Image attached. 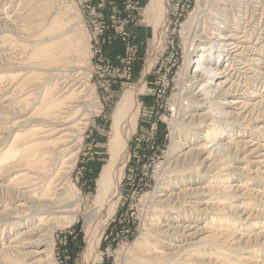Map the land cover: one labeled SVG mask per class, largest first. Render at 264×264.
Wrapping results in <instances>:
<instances>
[{
	"label": "bare ground",
	"instance_id": "bare-ground-1",
	"mask_svg": "<svg viewBox=\"0 0 264 264\" xmlns=\"http://www.w3.org/2000/svg\"><path fill=\"white\" fill-rule=\"evenodd\" d=\"M53 3L0 0V264H48L56 221L64 215L84 219L81 264H95L137 127L145 79L123 94L112 114L95 206L82 210L83 196L70 192L94 100L78 65L72 19L62 1ZM146 12L153 39L144 72L163 44L169 0H149ZM211 14L225 21V14ZM196 26L184 69L186 92L196 88L177 108L191 111L179 123L144 231L122 264H264V188L258 186L264 183V86L238 90L227 70L240 54L257 55L264 40L249 49L210 20ZM246 63L241 69L249 74ZM259 68L264 79V61ZM225 122L243 129L234 135L253 138L222 137Z\"/></svg>",
	"mask_w": 264,
	"mask_h": 264
},
{
	"label": "rangeland",
	"instance_id": "rangeland-1",
	"mask_svg": "<svg viewBox=\"0 0 264 264\" xmlns=\"http://www.w3.org/2000/svg\"><path fill=\"white\" fill-rule=\"evenodd\" d=\"M58 1H62L66 16L72 19V38L79 42L81 49L78 65L87 73L94 100L95 113L90 116L84 133L70 192L75 195L72 198L83 196L82 210L95 206L96 178L108 156L112 114L123 94L136 89L140 80L145 79L137 127L129 141V159L120 182L119 202L104 226L99 247L101 254L95 262L122 264L134 251L132 244L144 231L154 191L162 182V169L168 163L173 141L182 129L181 118L191 111L180 108L177 113L180 99L196 88L195 85L186 92L184 69L188 35L197 28L196 24L210 20L252 49L258 37L264 40V0H169L166 35L146 72L153 39L152 22L146 12L149 0H54L53 5ZM213 10L225 14V21H220L222 15H212ZM207 16L214 19H206ZM260 46L257 55L243 59L240 54L228 66L227 70L231 71L229 81L236 89L254 92L264 86V79L259 74L264 61V42ZM246 62L251 64L249 74L241 69ZM227 125V122L222 125L226 128L222 137L232 133L230 136L244 140L253 138L247 133L244 134L246 137L234 135L243 129L237 124ZM174 153L177 155L178 150ZM246 175L249 177L251 173ZM234 177L241 180L243 175ZM258 186L263 189L264 183H258ZM66 216L56 221L53 247L46 259L48 264L82 262L87 225L82 217L70 220ZM199 224L203 225V222ZM11 234H6L2 242L8 241Z\"/></svg>",
	"mask_w": 264,
	"mask_h": 264
}]
</instances>
